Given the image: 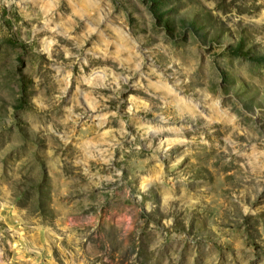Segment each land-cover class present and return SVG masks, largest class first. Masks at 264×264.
Listing matches in <instances>:
<instances>
[{
	"label": "rangeland",
	"instance_id": "1",
	"mask_svg": "<svg viewBox=\"0 0 264 264\" xmlns=\"http://www.w3.org/2000/svg\"><path fill=\"white\" fill-rule=\"evenodd\" d=\"M0 264H264V0H0Z\"/></svg>",
	"mask_w": 264,
	"mask_h": 264
}]
</instances>
